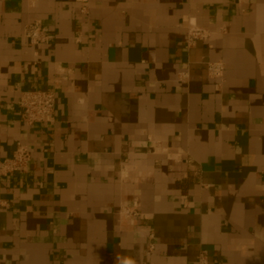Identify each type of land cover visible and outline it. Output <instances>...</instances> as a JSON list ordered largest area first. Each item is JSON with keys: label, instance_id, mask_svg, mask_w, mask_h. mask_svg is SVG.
Returning a JSON list of instances; mask_svg holds the SVG:
<instances>
[{"label": "crops", "instance_id": "1", "mask_svg": "<svg viewBox=\"0 0 264 264\" xmlns=\"http://www.w3.org/2000/svg\"><path fill=\"white\" fill-rule=\"evenodd\" d=\"M26 89L53 125L20 121ZM18 144L0 264H264V0H0V160Z\"/></svg>", "mask_w": 264, "mask_h": 264}, {"label": "built area", "instance_id": "2", "mask_svg": "<svg viewBox=\"0 0 264 264\" xmlns=\"http://www.w3.org/2000/svg\"><path fill=\"white\" fill-rule=\"evenodd\" d=\"M85 3L87 0H79ZM82 15L87 16L88 11L84 4L80 9ZM24 38L32 46H48L53 35L47 33L40 21L28 24L23 30ZM207 38V35L198 31H188L185 36L184 45L192 48L197 42ZM225 65L222 61L209 62L206 65L207 75L210 79L221 85L224 79ZM181 82H186L188 73L182 72L178 75ZM20 121L27 126L43 125L50 127L55 123V94L53 91L40 89H26L20 92L18 98ZM31 160L29 149L18 144L13 154L6 159L0 160V177L5 178L14 173L25 172ZM136 215V214H135ZM153 235H149L148 249L152 250ZM199 264H206V252L202 251L198 257Z\"/></svg>", "mask_w": 264, "mask_h": 264}]
</instances>
